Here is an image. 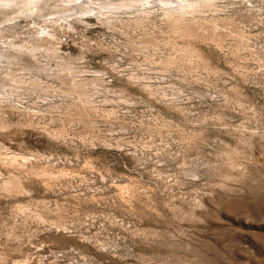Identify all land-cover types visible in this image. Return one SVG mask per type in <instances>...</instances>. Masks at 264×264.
Returning <instances> with one entry per match:
<instances>
[{"label":"clouds","instance_id":"9594fccd","mask_svg":"<svg viewBox=\"0 0 264 264\" xmlns=\"http://www.w3.org/2000/svg\"><path fill=\"white\" fill-rule=\"evenodd\" d=\"M145 5L146 0H0V141L11 143L21 129L43 132L55 123L69 131L73 123L93 130L85 135L51 137L66 147H76L79 140V151L111 146L106 142L111 134L105 137L99 131L101 123L109 127L118 124L119 131L128 125L127 130L135 129L149 141L159 137L161 152L174 148L169 152L171 158L184 160L175 176L169 177L178 191L183 189L163 205L172 215L161 228L141 231L130 228L123 219L117 221L111 212L98 214L110 224H119L133 239L139 238L145 254L134 256L136 264H264V240L250 244L230 226L214 225L210 220L213 204H228L264 221V144L259 156H252V137L259 135L264 141V124L258 130L233 126L224 113H250L242 122L249 125L264 120V116L240 103L239 94L230 95L234 88H216V83L228 82L220 79L226 73L210 68L199 53L172 48L165 56L159 46L140 43L145 37L139 34V24L124 17L137 15L136 10ZM91 16L96 18L95 25L84 20ZM97 26L105 31L96 33L95 38L86 35ZM62 44L74 45L76 52H61ZM251 51L255 54V49ZM259 51L264 56V46ZM117 77L146 91L148 98L111 87ZM153 82L155 85L149 87ZM205 98L216 102L212 115L192 110L195 105L191 102ZM26 101L28 107L24 106ZM153 101L160 110L151 107ZM33 108L39 111L33 114ZM20 113L25 115L14 121ZM244 132L249 135L244 137ZM20 151H24L23 145ZM0 152L6 170L14 164L7 176L0 174V200L23 198L22 203L0 206V264H46L34 250L37 245L44 247L38 237L51 229L79 236L98 251L114 249L107 237L103 242L97 239L105 231L103 225L87 236L80 232L81 228L87 232L85 225L91 227L96 216L79 211V204L70 205L66 196L58 202L65 189H73L71 181L45 183L43 190L34 182L45 168L51 169L47 164L40 167L50 156L25 153L27 160L10 163L2 143ZM192 152L195 155L189 156ZM23 159L16 157L17 161ZM91 182L80 180L85 186ZM103 190L89 189L93 193ZM82 195L77 192L73 199ZM205 198H209L208 208L201 203ZM174 201H179V206ZM59 259L56 255L47 264H58ZM68 264L97 262L79 255Z\"/></svg>","mask_w":264,"mask_h":264},{"label":"rangeland","instance_id":"374dc122","mask_svg":"<svg viewBox=\"0 0 264 264\" xmlns=\"http://www.w3.org/2000/svg\"><path fill=\"white\" fill-rule=\"evenodd\" d=\"M215 3V8L205 6L200 14H194V18L189 16L190 20L182 25H176L167 20L164 10L154 4L149 3L152 6L146 4L140 9H147L151 13L146 20L138 23L141 28L139 34L145 37L139 42L159 46L165 56L172 48L188 49L199 53L203 59L208 61L210 68L226 73L220 79L228 82H218L215 84L216 88L228 90L234 88L235 91L230 92V95L239 94L240 103H246L258 114L264 116V56H261L259 51L260 47L264 46V36L260 35L264 32V0H248L247 4L244 0H217ZM249 4L252 7H249ZM124 18L135 20L134 16ZM84 20L86 23L96 24L95 16L84 17ZM19 22L22 24L24 21ZM104 31L105 29L97 26L89 29L86 35L95 38L96 33ZM193 35L198 38L192 39ZM165 43L169 45L168 48L164 47ZM222 49L228 50L229 54L225 56ZM252 49H255V54L251 51ZM60 51L74 54L76 49L74 45L62 44ZM151 52L150 47L149 53ZM229 77H231L230 80ZM209 79L213 80L212 77ZM154 85L155 82L149 87ZM111 87L123 88L127 94L140 96L141 99L148 98L146 91L133 87L123 77H117ZM0 95L3 93L0 92ZM191 103L195 105L193 111L206 112L208 115H212L216 107V102L208 98L202 102L193 101ZM24 106L28 107L29 102L26 101ZM151 107L160 110V106L155 105L154 101ZM32 111L35 114L39 109L33 108ZM24 115V113L17 114L13 120H18ZM224 115L228 117L227 122L233 126L258 130L260 125L264 124V120L252 125L242 123L247 120L250 113L242 114L241 111L226 110ZM119 127L118 124L109 127L101 123L99 131L105 137L106 134H111V140L106 141L111 146L101 145L88 151L78 150L79 140L76 141V147H66L60 140L51 138L52 136L63 138L65 135L69 137L76 134L85 135L93 131L91 128H85L84 124L76 123H73L72 131L59 123L49 125L43 132L38 129L24 128L20 130V135L11 138V143L7 140L0 141L8 150L10 163L12 161L24 162L27 160L25 153L39 152L41 155L50 156L51 159L41 162L40 167L43 168L47 164L51 166V169L45 168L44 174L39 179L33 178L34 182L43 190L45 183L62 185L71 181L73 189H65L58 202L66 196L70 205L79 204V211L96 216L91 227L85 225L87 232L83 228L80 229L83 235L95 233L103 225L105 231H102L97 239L103 242L107 237L108 241L115 244L114 249L110 251H98L92 243L80 239L79 236H71L63 231L58 232L51 229L38 237L44 247L37 245L34 250L36 255L44 257L46 264L56 255L60 257L58 264H68L69 260L78 259L79 255H86L97 264H136L134 256L145 254L143 246L139 244V238L133 239L119 224H110L98 214L107 215L111 212L112 217L117 221L123 219L124 224L141 231H155L161 228L164 220L172 215L163 205L173 194L178 195L183 189L178 191V186L173 184L169 177L175 176L178 165L184 160L180 157L171 158L169 152L174 151V148L164 149L161 152L163 145L159 144V137L149 141L147 136H143L141 132L135 129L127 130L128 125H124L125 131H119ZM237 135L239 136L240 133ZM243 135L247 137L249 132H244ZM221 138L224 139V137ZM225 142H228L227 139ZM252 144V156L256 158L259 156V149L264 141L256 135L252 137ZM21 145L24 151H20ZM188 155H195V152ZM17 156L24 159L17 161ZM3 159L4 154L0 152V174L7 176L14 164L6 170L2 163ZM81 178L92 182L85 186L80 184ZM75 185H79V188L76 189ZM101 187L104 188L103 191L95 193L89 191V189ZM77 192L83 195L78 199H73ZM208 200L209 198L201 200L205 208L209 207ZM22 202V197H10L6 201L0 200V206ZM174 203L179 206V201H174ZM212 209L210 216L212 224L230 226L240 238L246 239L250 244L264 240V221L256 220L250 211L228 204H213ZM129 212L134 215H128ZM182 223H187V221ZM116 236L122 239L116 240ZM33 243L35 244V241ZM50 252L53 255H50Z\"/></svg>","mask_w":264,"mask_h":264},{"label":"bare ground","instance_id":"6f19581e","mask_svg":"<svg viewBox=\"0 0 264 264\" xmlns=\"http://www.w3.org/2000/svg\"><path fill=\"white\" fill-rule=\"evenodd\" d=\"M217 0H146L148 6H154L164 10V15L167 20H170L176 25H182L190 18H194V14H200L202 9L216 7ZM152 3V4H149ZM195 5V7H191ZM146 9V8H145ZM137 15L134 16L136 23H141L149 17V10L137 9ZM190 16V18H189Z\"/></svg>","mask_w":264,"mask_h":264}]
</instances>
